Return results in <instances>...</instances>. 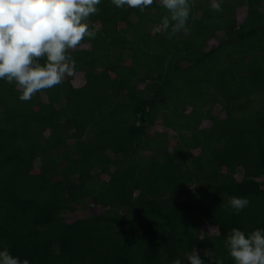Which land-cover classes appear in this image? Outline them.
<instances>
[{
  "label": "trees",
  "instance_id": "1",
  "mask_svg": "<svg viewBox=\"0 0 264 264\" xmlns=\"http://www.w3.org/2000/svg\"><path fill=\"white\" fill-rule=\"evenodd\" d=\"M190 3L173 34L159 0H102L73 76L28 101L0 80V247L30 264H187L193 248L234 264L230 230L264 229V0Z\"/></svg>",
  "mask_w": 264,
  "mask_h": 264
},
{
  "label": "clouds",
  "instance_id": "2",
  "mask_svg": "<svg viewBox=\"0 0 264 264\" xmlns=\"http://www.w3.org/2000/svg\"><path fill=\"white\" fill-rule=\"evenodd\" d=\"M102 0H0V80L15 84L19 98L28 101L45 89L60 84L66 76H73L75 60L68 54L85 38H94L88 23L96 14ZM169 15L161 26L171 27L173 34L188 32L190 0H159ZM116 8L143 10L154 0H111ZM222 0H212L211 7L221 10ZM43 59V64L40 60ZM250 201L232 196L227 206L235 213L244 210ZM225 247L234 264H264V229L245 232L230 230ZM209 255V252H205ZM187 264H205L195 248L186 255ZM0 264H30L13 256L7 247H0ZM173 264H183L176 259ZM222 264V262H219Z\"/></svg>",
  "mask_w": 264,
  "mask_h": 264
},
{
  "label": "rangeland",
  "instance_id": "3",
  "mask_svg": "<svg viewBox=\"0 0 264 264\" xmlns=\"http://www.w3.org/2000/svg\"><path fill=\"white\" fill-rule=\"evenodd\" d=\"M213 112H214V113H217V112H218V108L214 109ZM206 124H207V123H204V125H206ZM74 215H76V216H80V213L77 212V213L74 214ZM65 217H66L67 220H69V221H72V220L75 218V216H73V214H71V215H66ZM203 233H204V234L207 233L208 235H211V236H213V235L215 234L214 231H213V232L210 231V233H209L208 230L205 231V229H203Z\"/></svg>",
  "mask_w": 264,
  "mask_h": 264
}]
</instances>
